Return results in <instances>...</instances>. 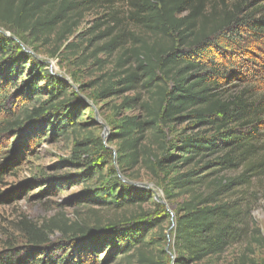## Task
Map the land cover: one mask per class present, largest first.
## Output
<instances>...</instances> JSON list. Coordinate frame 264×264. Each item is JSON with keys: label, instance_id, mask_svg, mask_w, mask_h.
Instances as JSON below:
<instances>
[{"label": "trees", "instance_id": "trees-1", "mask_svg": "<svg viewBox=\"0 0 264 264\" xmlns=\"http://www.w3.org/2000/svg\"><path fill=\"white\" fill-rule=\"evenodd\" d=\"M100 1L0 0V27L11 33H0L1 138L15 137L25 127L29 128L27 137L37 136L51 124H57L59 131L70 127L77 114H67L64 107L69 108L74 101L68 100L69 105L63 100L52 106V100L66 96L65 86L51 75L48 64L26 52L25 37L46 43L61 35L63 23V30L69 31L72 21L89 9L87 4ZM258 1L127 0L130 25L142 35L132 32V47L117 60V66L125 59H132L136 65L134 70L130 67L123 72L125 77L117 86L136 89L139 82L143 83L147 99L142 109L146 116L124 118L112 133L117 153L99 159L95 155L82 165L83 172L77 176L87 182L101 175L102 164L110 158H116L119 172L125 176V170L139 165L147 153L143 162L162 182L167 198L173 189L189 198L173 215L163 209V218L151 220L139 215L122 223L110 221L103 229L85 227L80 235L64 234L65 240L57 245L49 244L48 237L40 233L29 238L25 247L0 253V264H87L86 257H96L102 249L111 250L109 260L124 250L134 252L138 264H167L164 261L170 256L150 249L153 243L170 239L163 230L168 219H173L171 249L176 264L220 256L243 241V209L236 195L252 181L250 174L257 167L256 143L264 127V7ZM69 12L73 13L71 23L65 21ZM122 36L118 33L109 46L119 45ZM27 68L32 77L18 85ZM40 78L47 81L42 89ZM12 88L15 93L10 94ZM43 91L51 101L30 109ZM120 91L107 88L102 94ZM139 101L126 99L125 104ZM174 122L185 125V133L176 143L165 145L161 128H170ZM149 132L153 133L157 151L142 147ZM81 147L78 143L75 150ZM99 147L105 150L102 142ZM172 151L180 153L179 162ZM78 161L76 158L75 163ZM3 162L0 184L15 160ZM179 164L195 168L170 177ZM240 169L244 170L237 177L210 180L222 172ZM204 171L209 172L201 176ZM93 195L103 207L118 210L154 199L151 191L126 186L121 177Z\"/></svg>", "mask_w": 264, "mask_h": 264}, {"label": "rangeland", "instance_id": "rangeland-1", "mask_svg": "<svg viewBox=\"0 0 264 264\" xmlns=\"http://www.w3.org/2000/svg\"><path fill=\"white\" fill-rule=\"evenodd\" d=\"M258 2H261L259 6L264 7L262 0ZM87 6L89 9L83 11V16L72 21L74 25L69 31L63 30V23L60 26L61 35L51 37L48 42L25 37L26 52L48 64L51 75L65 86L66 96L60 95L57 100H52V106L63 100L67 104L73 100L69 108L68 105L64 108L67 114L75 112L77 115L71 119V125L66 130L59 131L57 124H51L35 137H27V127L21 129L15 137H0V161L5 163L7 160H15L0 184V253L12 247H25L29 238L40 233L48 237L49 244L57 245L65 240L64 234L80 235L79 231L85 227L103 229L110 221L122 223L128 218H138L134 216L139 215L151 220L163 218L166 214L163 209L173 215L174 210L189 198L178 189H173L171 197L167 198L162 182L143 162L147 153L139 165L125 170V176L119 172L116 158L106 160L102 164L103 173L94 175L87 182L77 176L83 172L82 165L90 162L95 155L99 159L100 156L117 153L118 144L113 140L112 133L124 118L144 119L146 116L142 109L147 99L143 83L139 82L136 89L117 86L119 80L125 77L123 72L130 67L134 70L136 66L132 59H125L117 66V60L125 50L132 47V32L142 35L130 25L127 0H101L97 5L89 3ZM72 14L69 12V18L65 21H70ZM0 33L11 35L2 27ZM118 33H123L119 45L110 47L111 40ZM261 65L264 67L263 62ZM32 75L31 69L27 68L24 80L19 81L18 85L28 81ZM46 82V78H40L39 87L42 89ZM107 88L122 91L103 95V90ZM14 91L13 88L9 89L10 94ZM135 98H140L136 105L125 104L126 99ZM49 101L50 95L43 91L41 97H37L29 107L37 109ZM52 120L56 121V117ZM161 129L165 145L176 143L178 137L185 133V125L180 122ZM259 134L255 149L257 167L250 174L253 176L252 181L236 195L243 209V241L231 246L220 256L187 264H264V127H261ZM147 135L142 147L149 149L151 146L152 151H157V146L153 145V133ZM100 142L105 147L103 151L100 150ZM78 143L82 147L75 150ZM172 153L176 154L179 162L180 153ZM76 158H79L77 163ZM192 168L195 166L179 164L170 177L187 173ZM243 170L225 171L210 180L221 177L231 179L239 176ZM208 172H201V176ZM117 177H121L126 186L151 191L154 199L124 210L103 207L94 199L93 194ZM172 221L168 219L163 225L164 235L170 239L153 243L150 249L154 253L161 252L170 256V259L164 261L167 264H176L171 249V233L174 229ZM111 255V250H99L96 257H86L87 264H138L133 257L134 252L121 250L109 260Z\"/></svg>", "mask_w": 264, "mask_h": 264}]
</instances>
